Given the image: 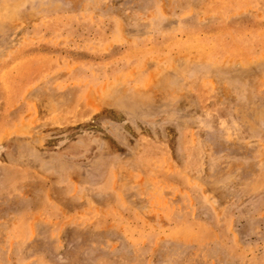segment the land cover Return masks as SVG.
<instances>
[{"label": "rangeland", "instance_id": "1", "mask_svg": "<svg viewBox=\"0 0 264 264\" xmlns=\"http://www.w3.org/2000/svg\"><path fill=\"white\" fill-rule=\"evenodd\" d=\"M0 264H264V0H0Z\"/></svg>", "mask_w": 264, "mask_h": 264}]
</instances>
